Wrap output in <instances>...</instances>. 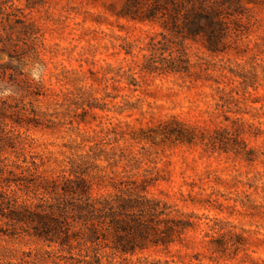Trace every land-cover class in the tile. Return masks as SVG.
I'll use <instances>...</instances> for the list:
<instances>
[{"label": "rangeland", "instance_id": "obj_1", "mask_svg": "<svg viewBox=\"0 0 264 264\" xmlns=\"http://www.w3.org/2000/svg\"><path fill=\"white\" fill-rule=\"evenodd\" d=\"M240 1L223 11L233 32L223 51L196 33L185 41L189 72L157 75L140 68L163 35L179 48L197 0H180L177 13L171 0H0V106L9 110L0 135L13 127L18 142L0 141V161L34 156L55 171L76 163L96 196L146 178L150 196L194 213L181 243L132 259L264 264V0ZM164 122L178 123L184 141L162 134ZM223 137L246 153L214 148ZM221 228L238 248L212 252ZM5 239L0 264L21 252L35 264L92 259L84 245Z\"/></svg>", "mask_w": 264, "mask_h": 264}, {"label": "trees", "instance_id": "obj_2", "mask_svg": "<svg viewBox=\"0 0 264 264\" xmlns=\"http://www.w3.org/2000/svg\"><path fill=\"white\" fill-rule=\"evenodd\" d=\"M197 1V6L190 7L187 13L190 22L197 25L190 28L189 20L185 22L186 33L180 34L179 48L171 47L163 35L156 42L160 46L151 48L148 61L143 63L140 72L157 75L189 72L185 41L196 33L205 36L204 46L208 51H223L222 46L229 42L233 33L229 25L231 20L223 11L242 2ZM245 2L251 3L252 0ZM171 5L174 13L182 8L180 0H171ZM131 17L138 21L149 19V16ZM6 111L9 110L0 106V114ZM13 113L17 116L18 111ZM162 126H166L162 134L184 141L185 131L178 123L171 127L164 122ZM223 138L214 141L213 147L236 153L246 151L233 137ZM0 141L11 147L18 144L13 127L4 133V137L0 135ZM76 166L71 162L70 166L59 171L41 169V163L34 156L20 162L0 161V238L27 236L47 246L66 244L69 249L84 245L92 252L88 264H177L169 260L161 262L132 257L151 247L166 248L181 243L186 230L197 225L192 220L196 217L193 212H181L166 201L150 196L149 187L153 183L146 178L115 182L112 192L93 195L88 174ZM222 229L213 231L220 237L211 247L214 253L238 248V242L231 240L234 233ZM206 236L215 237L213 234ZM35 261L30 252H21L19 260L12 264H35Z\"/></svg>", "mask_w": 264, "mask_h": 264}]
</instances>
